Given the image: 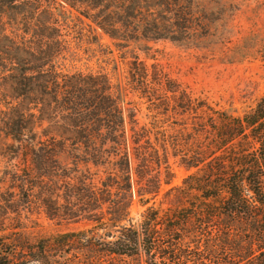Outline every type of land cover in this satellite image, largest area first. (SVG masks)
<instances>
[{"label":"trees","instance_id":"1","mask_svg":"<svg viewBox=\"0 0 264 264\" xmlns=\"http://www.w3.org/2000/svg\"><path fill=\"white\" fill-rule=\"evenodd\" d=\"M9 1L7 51H25L41 40L32 22L51 11L33 9L34 0ZM85 1L91 11L80 15L119 50L155 40L194 45L206 21L195 0ZM54 41L42 38L37 51ZM0 58L14 90L52 95L65 108L56 126L66 122L68 136L32 138L34 130H25L33 165L24 178L27 192L43 195L50 220L91 224L34 242L18 236L2 242L0 264H264V97L235 118L172 88L155 65L149 69L136 58L128 84L150 117L143 126L135 122L130 148L124 111L107 77L65 75L51 59L34 63L4 51ZM176 115L194 123L177 130L163 122ZM171 127L175 134H168ZM177 132L188 139L179 141ZM169 147L182 149L174 157L195 172L167 194H175L177 205L164 208L150 204L160 195L162 168L169 169ZM136 198L144 210L132 217Z\"/></svg>","mask_w":264,"mask_h":264},{"label":"rangeland","instance_id":"2","mask_svg":"<svg viewBox=\"0 0 264 264\" xmlns=\"http://www.w3.org/2000/svg\"><path fill=\"white\" fill-rule=\"evenodd\" d=\"M195 1L206 21L194 45L155 40L133 43L129 48L119 50L109 36L80 15V11H91L85 0H34L33 9L51 11L50 15L41 14L37 22H32L38 24L41 35V40L36 43H41L45 37L55 41L41 52L37 51V44L17 52L14 49L7 51L11 43L6 39L5 32L11 21L3 12L10 1L0 0V53L4 51L6 57H21L34 63L38 59H51L56 70L65 75L82 73L107 77L124 111L130 148L135 122L143 126L150 117L147 104L128 84L129 67L136 58L149 69L155 65L158 74L165 76L172 88L185 91L193 99L206 101L215 110L242 118L251 113L264 97V0ZM50 24L56 29L46 31V26ZM23 92L19 88L14 90L11 79L0 72L1 246L5 244L2 242L17 236L18 240L25 238L34 242L38 238L91 226L85 220H50L43 208V195L36 188L33 193L27 192L29 185L24 178L33 165L30 155L26 156V128L34 130L32 138H38L51 134L65 135L68 125L64 122L56 126L57 122L61 123L60 117L65 108L55 105L52 95H25ZM189 120L176 115L163 122H172L179 130L184 123H194ZM175 131L171 127L168 134H175ZM176 137L179 141L188 139L178 132ZM190 146L196 149L192 142ZM181 150L169 147V169L162 168L160 195L150 205L156 203V206L164 208L177 205L175 194H167L195 172L183 165L180 156L174 157L175 152L181 154ZM63 160L68 166L71 164L70 158ZM135 168L136 161L133 162ZM138 202L136 198L132 217L144 210Z\"/></svg>","mask_w":264,"mask_h":264}]
</instances>
